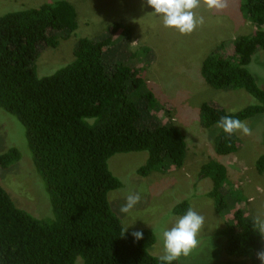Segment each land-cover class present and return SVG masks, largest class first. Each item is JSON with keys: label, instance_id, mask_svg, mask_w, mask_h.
I'll return each instance as SVG.
<instances>
[{"label": "trees", "instance_id": "16d2710c", "mask_svg": "<svg viewBox=\"0 0 264 264\" xmlns=\"http://www.w3.org/2000/svg\"><path fill=\"white\" fill-rule=\"evenodd\" d=\"M240 11L256 29L236 36L230 50L220 43L200 65L209 86L242 89L257 100L233 112L218 104L202 105L200 124L214 133L210 146L224 157L237 152L238 136L213 128L221 117L242 121L264 114V88L247 68L252 55L264 50V0H242ZM77 27V11L67 0L0 15V109L23 125L29 148L25 157L13 145L0 152V167L7 169L20 160L21 166H32L38 194L41 189L49 201L40 197L46 209L28 211L0 184V264H161L160 255L149 250L155 243L152 230L139 229V241L131 235L138 230L123 235L121 218L108 199L120 186L108 159L115 153L147 152L137 174L164 173L169 165L184 164L188 142L176 125L153 120L150 112L158 100L133 64L105 63L118 24L110 33L79 37L70 62L53 73L37 74L40 50L56 47ZM253 165L264 176V152ZM195 176L211 180L205 196L216 212L226 214L231 202L239 200L234 199L236 183L223 161L208 159ZM188 209L190 203L183 199L172 214L183 215ZM51 212L52 217H42ZM254 220L239 208L222 230L225 252L245 258L243 264H261L257 253L264 240Z\"/></svg>", "mask_w": 264, "mask_h": 264}, {"label": "rangeland", "instance_id": "374dc122", "mask_svg": "<svg viewBox=\"0 0 264 264\" xmlns=\"http://www.w3.org/2000/svg\"><path fill=\"white\" fill-rule=\"evenodd\" d=\"M53 1L56 0H0V15ZM67 1L77 11L78 27L73 36L61 39L56 47L40 50L36 60L37 74L53 73L70 62L73 45L79 37L110 33L112 26L118 24V28L111 33L113 48L104 58L105 63L121 61L133 64L158 100L150 112L153 120L176 125L188 142L184 164L180 168L169 165L164 173L137 174L136 170L145 161L147 152L115 153L108 159L109 170L120 181V186L108 193V199L123 226L135 222L134 227L128 230H152L155 243L149 250L162 256L164 252L158 230L175 224L182 215L172 214V208L177 202L187 199L190 209L204 217V225L197 236L198 244L187 256L179 257L177 264L248 262H242L243 257H233L225 252L222 230L227 221L234 219V212L242 208L245 216L255 219L264 240V176L253 165L254 159L264 152V114L241 121L250 133L244 135L237 131L238 150L225 157L216 154L210 146L209 138L214 133L200 124V109L205 103L218 104L232 112L257 103L242 89L209 86L200 74L201 61L212 49L223 43V49L230 50L231 41L236 36L256 29L257 26L244 18L240 11L242 0H221L225 5L223 8H209L205 0H199L198 6L192 10L198 23L191 33L185 34L164 27L162 20L143 0ZM247 68L257 85L264 88V50L258 49L252 55ZM213 128L219 127L215 125ZM12 145L19 149L23 157L26 156L23 154L29 148L23 125L15 116L0 109V152ZM210 158L223 161L230 170V178L236 183L234 199L239 200L231 202L232 206L226 214L216 212L211 199L205 196L211 188V180L195 176L199 166ZM21 161L7 169L0 167V184L18 207L31 212L43 211L46 204L42 202L48 201V198L45 200L41 189L38 194L33 167L21 166ZM130 192H138L141 199L125 216L120 213V207ZM42 217H52V212L50 216Z\"/></svg>", "mask_w": 264, "mask_h": 264}, {"label": "clouds", "instance_id": "9594fccd", "mask_svg": "<svg viewBox=\"0 0 264 264\" xmlns=\"http://www.w3.org/2000/svg\"><path fill=\"white\" fill-rule=\"evenodd\" d=\"M205 2L209 8H223L225 6L221 0H205ZM143 3L153 9L152 13L162 20L164 27L173 28L179 33H191L198 23L194 19L192 10L198 6L199 0H143ZM217 126L229 136L237 131L244 135L250 133V129L243 122L228 115L221 117ZM140 199L141 196L138 192H130L120 207V213L127 216ZM134 223L124 227L123 235ZM203 225L204 217L196 211L188 209L171 228L159 229V238L164 252L159 258L161 264H173L182 255L187 256L198 244L197 236ZM131 235L135 241L143 239L142 231H134ZM257 258L261 264H264V251L258 252Z\"/></svg>", "mask_w": 264, "mask_h": 264}]
</instances>
